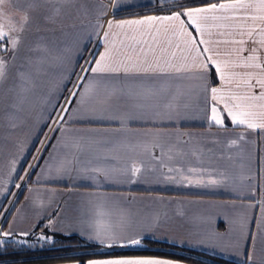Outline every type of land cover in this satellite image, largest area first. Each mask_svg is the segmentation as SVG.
<instances>
[{
  "label": "crops",
  "instance_id": "0c3cea01",
  "mask_svg": "<svg viewBox=\"0 0 264 264\" xmlns=\"http://www.w3.org/2000/svg\"><path fill=\"white\" fill-rule=\"evenodd\" d=\"M189 1L193 0H73L69 5H57L61 12L54 23H44L39 16L47 14L51 5H44L37 12L31 7V0H4L0 5V23L4 24L6 31L13 23L19 28L25 14L30 15L32 22L23 34L13 33L22 35L20 53L10 70V79L0 90V213L33 152L47 135V129L56 118L87 53L95 45V59H99V54L104 52L103 30L98 35L94 30L100 13H104L100 19L106 27L109 19L169 15L172 11L165 13L166 8ZM219 2L226 0L213 3ZM143 10L162 12L123 17ZM215 15L239 14L225 11ZM182 19L188 23L187 18ZM201 23L205 28L202 38L213 42L207 45L211 51L199 57L194 49L189 51L191 45L173 34L176 30L174 24L112 29L117 35L110 36L109 41L115 40L116 50L135 55L143 49L150 64L159 59L164 73L125 75L121 71L85 74L86 79L80 81V87L76 88L78 95L73 97L56 131L49 134L44 149L27 176L26 186L3 228L8 231L9 225H12L14 234L8 238L0 236L5 241L0 251L8 242L27 244L32 234L36 239L45 241L58 235L79 236L100 245L81 233L82 222L90 220L96 205L103 202L111 214V220L123 217L128 224L126 234L141 241L139 245L110 248L139 250L144 248V241L154 240L235 263L264 264V130L253 131L246 126L233 125L227 112L223 111V102H219L217 107L224 126H217L209 120L213 103L210 87L221 89L218 96L242 95L248 89L241 83L243 77L233 73L256 72L258 69L234 66L241 63L233 51L240 45L216 43L241 38L235 36L233 27L240 23L239 20L209 19ZM188 31L200 38L194 26L189 27ZM39 37H45L44 42L48 47L46 54L30 51ZM242 38L248 39L247 36ZM169 39L171 45L167 43ZM253 39L258 41L260 37ZM198 47L202 50L205 45ZM243 47L247 49L258 45L249 42ZM132 48H135V53H132ZM39 55H46V59L42 64L32 66V82L27 85L29 90L20 92V102L14 108L10 107L14 96L8 91L14 83L12 77L22 64L25 69L29 68V57ZM206 55L220 61L225 73L223 81L219 79L215 66L204 60ZM247 55V51L240 53V56ZM95 59L92 60L93 66ZM202 61L208 64L207 80L197 78L203 71L197 67ZM177 68L183 70L177 72ZM93 79L96 82L94 92L85 97L81 104L80 94L84 92L88 80ZM205 84L209 86L207 92L204 90ZM253 90L258 92L260 89ZM113 91L115 94L109 100L108 107L120 119L90 118L89 114L94 109L99 110L104 106L100 101ZM170 100L176 106L172 118L168 117L164 108ZM121 120L124 121L123 127ZM154 133L165 135L158 137ZM189 133L191 137L182 135ZM240 133L244 134L243 140L239 139ZM79 138L106 142L81 159H92L94 166L116 167L118 171L114 181L102 177L93 180L77 173L57 175L51 155L63 154L64 150L60 147L62 140L70 142ZM234 139L237 143L233 145L230 142ZM180 140H189V143H178ZM156 143L165 144V152L168 145L178 144L188 155L168 160L159 147H153ZM193 150L196 155L191 154ZM97 155L101 159L96 160L94 157ZM161 160L169 167H180L183 175L204 183H188L182 180L180 173H168L167 168L160 167ZM133 163L142 167L141 174L134 178L135 182L123 171ZM190 167L197 168L202 174L188 173ZM165 176H176L177 179L173 182L165 179ZM211 179L221 180L222 183L211 185L208 183ZM49 220L54 221L52 227L48 226ZM40 225L42 230L36 233ZM21 232H29V235L22 237L19 235ZM41 236L45 238L40 239ZM249 256H252L251 260ZM128 257L158 258L171 260L174 264H186L154 255L92 259ZM0 264L13 263L0 261ZM52 264L81 263L66 261Z\"/></svg>",
  "mask_w": 264,
  "mask_h": 264
},
{
  "label": "snow or ice",
  "instance_id": "6c2138e0",
  "mask_svg": "<svg viewBox=\"0 0 264 264\" xmlns=\"http://www.w3.org/2000/svg\"><path fill=\"white\" fill-rule=\"evenodd\" d=\"M4 0H0V5H2ZM119 2V0H117ZM73 0H31V7L34 11L39 12V10L44 5H51L50 10L47 14H41L39 19L44 23H54L56 18L60 15L61 8L57 5H69L72 4ZM232 12L238 13L239 15L233 16H217V12ZM104 13H100L97 17L96 23L94 25V30L96 34H99L100 30H103V40L105 42V50L99 54V59H95L94 66L92 61H85L84 65L81 66V74L77 78L76 84L73 86V90H70L68 97L65 98V105L61 106L60 112L57 113L56 119L53 121V127L51 131H56V126L63 121V113L68 111L67 105L72 104V98L78 95L75 91L76 88L80 87V81L85 80L86 73L101 74V73H119L123 72L125 75L131 73L135 74H163L164 69L159 65V59L157 58L154 64H150L147 60V53L141 49L139 54H129L127 52H122L115 49V40L109 41V37H115L117 34L112 32L115 27L117 29L131 28L133 26H153L157 23L159 24H174L176 30L173 33L175 36L183 38L184 43L191 45L189 51L195 50L196 56L199 57L202 53H209L211 49L207 45L211 44L213 41L203 39V34L205 28L203 27L201 21L206 20H239L240 23L234 25V31L236 37L231 40L216 41V43H232L240 45L241 47L233 49L237 54L238 59L241 61L239 64L234 66L246 68V69H258L256 72L248 71L241 74L233 73V75H241L243 77L241 83L248 89L242 95H231L225 97L224 95H217L221 89L217 87H210V99L213 102L211 106V115L209 120L212 124L223 127L224 121L220 113V109L217 107L219 102H223V111L227 112L228 116L231 118V122L235 126H246L250 130H264V0H226V2L219 3H208L204 6L199 7H185L182 11H172L169 15L164 16H145L142 19H124V20H113L109 19L105 23L101 22L100 17ZM187 18L188 23L186 24L185 19ZM32 22L30 20V15L25 14L23 22L20 27L17 28L15 24H11L7 31L3 23H0V90L3 89L4 84L10 79V70L15 66L17 58L20 53V47L22 44V35H13V33L23 34ZM251 22V23H249ZM258 22V23H257ZM194 26L195 30L199 33L200 38L194 37L192 32L188 31L189 27ZM224 35V33H220ZM232 35V33H229ZM247 36V40L242 37ZM255 36H259L260 39L254 40ZM155 40V37H153ZM45 37H39L37 42L30 48L33 53L46 54L48 52L47 44L44 42ZM257 44L258 47H250L245 49L243 45L246 43ZM139 43V42H138ZM168 45H171V39L167 41ZM198 45H205L201 50ZM151 50V49H150ZM132 53H135V48H132ZM247 51L249 55L240 56V53ZM231 54V53H230ZM174 55V54H173ZM143 56L144 59L141 60L140 57ZM117 57H122V59H117ZM46 59V55H39L35 58L29 57L27 59L28 69L24 68L22 64L20 68L16 70L15 76L12 77L14 83L9 87L8 91L14 93L13 103L10 107H15L18 102H20V92H26L29 90L28 84L32 82V66L40 65ZM204 60L210 62L215 66L216 72L219 79L223 81L225 79V73L221 69L220 61L214 60L212 56H204ZM203 71L200 72L197 78L207 80V69L208 64L201 62L197 66ZM182 68H177L176 71H182ZM240 86L239 84L237 85ZM96 87L95 79L88 80L87 86L84 92L81 93V104L84 103L85 97L93 94ZM259 88L258 92L253 89ZM19 90V91H18ZM205 92L209 90V86L205 84ZM113 92L106 94L105 98L100 101L103 107L99 110L94 109L90 114V118L96 120L104 119H120L119 117L113 115L108 107V102L114 95ZM155 95V93H150ZM174 99V98H173ZM187 107V105H185ZM166 109V114L169 118H172V112L176 111V106H174L172 100L164 105ZM159 114V113H158ZM135 118V117H130ZM122 127L124 126V121L121 120ZM153 135L162 136L165 134L154 133ZM191 137V133L182 134ZM244 134H239V139L243 140ZM44 142H42L43 144ZM106 143L100 140H87L84 138L73 139L70 142L61 141L60 147L64 150L62 155H51L52 160L55 162V172L59 176L71 175L72 173H77L82 176L91 177L96 180L98 177H102L104 180L115 179V174L118 171L116 167L110 166H100L93 165L92 159L82 160L81 158L86 154H90L96 146ZM178 143L188 144L189 140H180ZM231 144H236L237 140H232ZM153 147H159L163 155H166L168 160H173L175 157H183L188 155L183 148L179 147L178 144H171L167 146V151L165 152V144L156 143ZM39 151V150H38ZM192 155H196V151L193 150ZM96 160L101 159L99 155L94 157ZM107 159V157H105ZM153 159H158L153 157ZM160 167L167 168L168 173L177 172L181 174L183 181L188 183L202 184L204 183L200 179L193 180L190 176L183 175V170L180 167H169L162 160ZM132 182H135L136 178L142 172V167L136 163H133L129 168L123 170ZM187 172L192 175H201L202 173L198 171L197 168L190 167ZM223 175V174H221ZM165 179L169 181H175L176 176H165ZM211 185H218L222 183L221 180L211 179L208 181ZM19 187V185L17 186ZM54 221L49 220V227H52ZM83 231L82 235L90 241H95L100 245L106 247L113 246H131L139 245L141 243L139 238L135 236H129L126 234V228L128 224L123 217H120L116 221L111 220V214L106 210V204L101 202L96 205L93 216L90 220L82 222ZM12 225H9V230L4 231L0 228V236L4 238L11 237L13 235ZM20 236L26 237L29 232H21ZM41 236L40 239H44ZM255 240V238H253ZM4 240H0V246L4 244ZM252 259V256H249ZM85 264H174L171 260L158 259V258H147V257H128V258H111V259H90L85 262Z\"/></svg>",
  "mask_w": 264,
  "mask_h": 264
},
{
  "label": "trees",
  "instance_id": "16d2710c",
  "mask_svg": "<svg viewBox=\"0 0 264 264\" xmlns=\"http://www.w3.org/2000/svg\"><path fill=\"white\" fill-rule=\"evenodd\" d=\"M217 0H193L189 3L177 5L173 8H166L168 11L178 10L189 6H201L208 3L216 2ZM154 12H162L158 10H143L140 13H132L123 17L142 15ZM42 230L40 225L37 230ZM32 234L31 239L27 244L18 242L6 243L0 251V261H7L13 264H52L66 261H76L85 264L87 260L94 257H116V256H159L173 260H179L186 264H240L227 259H222L215 255L196 252L191 249H186L178 245L170 243H161L154 240L144 241V248L139 250L110 248L101 246L95 243H90L79 236H55L51 240H38Z\"/></svg>",
  "mask_w": 264,
  "mask_h": 264
},
{
  "label": "built area",
  "instance_id": "2783aa9c",
  "mask_svg": "<svg viewBox=\"0 0 264 264\" xmlns=\"http://www.w3.org/2000/svg\"><path fill=\"white\" fill-rule=\"evenodd\" d=\"M96 50H97V46L95 45V47H93V48H92L91 50H89V52L87 53L88 55L85 57L84 61H83L82 64L80 65V69H79V71H78V73H77V76H76L75 78H73L74 80H73V82H72V84H71L69 90H67V93H66V95H65V97H64V99H63V101L61 102V106H64V105H65V98L68 97L70 90H73V86H74V84H76V82H77V78H78V76L81 74V66L84 65L85 61H88V60H91V61H92V60H93V57H95V55H96V54H95ZM75 91H76V89H75ZM72 100H73V98H72ZM68 107H69V105H67V108H68ZM60 109H61V107H60ZM60 109H59V112H60ZM63 114H64V113H63ZM56 116H57V115H56ZM55 119H56V118H55ZM55 119H54V120H55ZM54 120H53V121H54ZM53 121H52V123L50 124V126H49L48 129H47V133H46L47 135L45 136L44 139H42V142H44V143L42 144V142H41V143L39 144V146L36 148V150L33 152V155H32V157H31L30 162L28 163L27 168H25L24 173H23V175L21 176V179H20V180L17 182V184L14 186L13 191H12V194H11L9 200L6 201L7 203H6V205L4 206L2 212L0 213V228H2V229L4 228V225L6 224L8 218H9V216H10L9 213H11L13 207L15 206L16 202H17L18 199L20 198V195H21V193H22L23 188H25V186H26V181H27V179H28L27 176L30 174V172H31V170H32V167H33V164L36 162V160H37V158L39 157L41 151L44 149V146H45V144H46V142H47L48 136H49V134L51 133V128L53 127ZM38 150H39V151H38ZM18 185H19V187H17Z\"/></svg>",
  "mask_w": 264,
  "mask_h": 264
},
{
  "label": "rangeland",
  "instance_id": "374dc122",
  "mask_svg": "<svg viewBox=\"0 0 264 264\" xmlns=\"http://www.w3.org/2000/svg\"><path fill=\"white\" fill-rule=\"evenodd\" d=\"M0 22H2V20H1ZM16 203H17V202H16ZM15 206H16V204H15ZM15 206H14V207H15ZM14 207H13V209H14ZM13 209H12V210H13ZM11 212H12V211H11ZM9 214H10V213H9ZM0 240H2V239L0 238Z\"/></svg>",
  "mask_w": 264,
  "mask_h": 264
}]
</instances>
